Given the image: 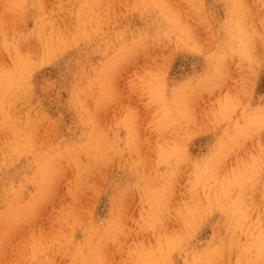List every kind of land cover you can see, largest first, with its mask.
<instances>
[{
  "label": "rangeland",
  "instance_id": "1",
  "mask_svg": "<svg viewBox=\"0 0 264 264\" xmlns=\"http://www.w3.org/2000/svg\"><path fill=\"white\" fill-rule=\"evenodd\" d=\"M0 264H264V0H0Z\"/></svg>",
  "mask_w": 264,
  "mask_h": 264
},
{
  "label": "bare ground",
  "instance_id": "2",
  "mask_svg": "<svg viewBox=\"0 0 264 264\" xmlns=\"http://www.w3.org/2000/svg\"><path fill=\"white\" fill-rule=\"evenodd\" d=\"M66 217H68V214H65L62 218L65 219ZM97 245H101V243H97ZM140 251V249H139Z\"/></svg>",
  "mask_w": 264,
  "mask_h": 264
}]
</instances>
